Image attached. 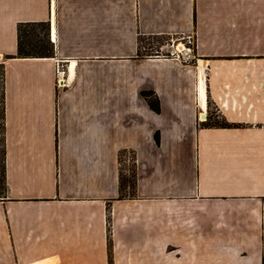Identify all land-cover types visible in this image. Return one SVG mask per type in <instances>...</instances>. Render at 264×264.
<instances>
[{
	"label": "crops",
	"instance_id": "1",
	"mask_svg": "<svg viewBox=\"0 0 264 264\" xmlns=\"http://www.w3.org/2000/svg\"><path fill=\"white\" fill-rule=\"evenodd\" d=\"M21 21L53 56H14ZM0 69V264H264V0H0Z\"/></svg>",
	"mask_w": 264,
	"mask_h": 264
},
{
	"label": "trees",
	"instance_id": "2",
	"mask_svg": "<svg viewBox=\"0 0 264 264\" xmlns=\"http://www.w3.org/2000/svg\"><path fill=\"white\" fill-rule=\"evenodd\" d=\"M147 38L162 39L161 36H143L138 35V53L137 56L144 57L146 54L141 52L140 45ZM165 38V37H164ZM163 38V39H164ZM54 46L49 40V22L48 21H21L17 23V52L16 57H35V56H53ZM11 57V56H8ZM142 96L146 99L154 94L153 91H141ZM157 99V97L155 96ZM3 99V72L0 69V100ZM149 105L156 111H159V106L154 105L150 100ZM207 125H217L221 127L232 126V123L227 122L225 119L220 121H207ZM3 122L0 118V193H3L6 189V178H5V164H4V150L2 147L3 136ZM158 140V135H157ZM122 154L119 155V159ZM119 188L120 196L122 197L123 190L128 186L130 188L129 195H134L136 185V174L132 164V170L129 177H124L120 170L119 176Z\"/></svg>",
	"mask_w": 264,
	"mask_h": 264
},
{
	"label": "rangeland",
	"instance_id": "3",
	"mask_svg": "<svg viewBox=\"0 0 264 264\" xmlns=\"http://www.w3.org/2000/svg\"><path fill=\"white\" fill-rule=\"evenodd\" d=\"M258 12V11H257ZM253 13H255L253 11ZM164 43V49L162 51L159 50L158 46L161 45V43ZM170 43L169 45H167ZM141 52L148 55H155L156 51L160 54L169 55L170 50H172L171 46V40L165 39H156V38H147L145 39L141 45H140ZM195 47L193 48V51L189 54V56H185L184 58L190 59L193 55ZM132 164H133V157L130 153L122 154L120 156V169L122 171V174L124 177H129L132 170ZM130 191V188L126 186V190L123 192V194H128Z\"/></svg>",
	"mask_w": 264,
	"mask_h": 264
},
{
	"label": "built area",
	"instance_id": "4",
	"mask_svg": "<svg viewBox=\"0 0 264 264\" xmlns=\"http://www.w3.org/2000/svg\"><path fill=\"white\" fill-rule=\"evenodd\" d=\"M168 43L167 45H169ZM166 45V44H165ZM164 44H161L158 46L159 50L162 51L164 49ZM179 45L181 46V49L178 48ZM196 45V39L194 35H187L182 38H177V39H171V46L172 50H170V55H173L177 58H184L185 56H189V54L193 51V48ZM158 51H156L155 55H159ZM56 74H57V83L59 85H62L64 83V77H65V68L62 62H59L56 66ZM204 117L200 119L204 120L205 115L203 114Z\"/></svg>",
	"mask_w": 264,
	"mask_h": 264
},
{
	"label": "bare ground",
	"instance_id": "5",
	"mask_svg": "<svg viewBox=\"0 0 264 264\" xmlns=\"http://www.w3.org/2000/svg\"><path fill=\"white\" fill-rule=\"evenodd\" d=\"M181 46H182V45H179V46H178V48H180V49H181Z\"/></svg>",
	"mask_w": 264,
	"mask_h": 264
},
{
	"label": "water",
	"instance_id": "6",
	"mask_svg": "<svg viewBox=\"0 0 264 264\" xmlns=\"http://www.w3.org/2000/svg\"><path fill=\"white\" fill-rule=\"evenodd\" d=\"M204 117V116H203Z\"/></svg>",
	"mask_w": 264,
	"mask_h": 264
}]
</instances>
